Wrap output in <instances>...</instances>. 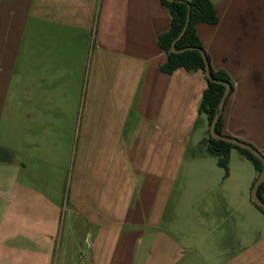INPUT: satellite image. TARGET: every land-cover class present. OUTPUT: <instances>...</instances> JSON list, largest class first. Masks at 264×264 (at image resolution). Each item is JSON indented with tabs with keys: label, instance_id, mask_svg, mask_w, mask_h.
I'll return each instance as SVG.
<instances>
[{
	"label": "crops",
	"instance_id": "1",
	"mask_svg": "<svg viewBox=\"0 0 264 264\" xmlns=\"http://www.w3.org/2000/svg\"><path fill=\"white\" fill-rule=\"evenodd\" d=\"M211 1L223 135L264 156V0ZM170 27L161 0H0V264H264L258 172L233 149L210 170L207 80L162 70Z\"/></svg>",
	"mask_w": 264,
	"mask_h": 264
},
{
	"label": "trees",
	"instance_id": "2",
	"mask_svg": "<svg viewBox=\"0 0 264 264\" xmlns=\"http://www.w3.org/2000/svg\"><path fill=\"white\" fill-rule=\"evenodd\" d=\"M161 2L169 10L171 16L170 29L166 33L162 34L159 38V44L167 56V62L163 66L162 70L168 74H172L179 69H185L189 72H203L207 80L208 87L203 94L199 112L206 115L210 127L219 102L224 94L225 86L215 84L207 79L205 62L202 54L199 51L191 50L176 54L172 51V45L174 40L182 32L186 24L190 6V23L183 37L176 43V48L184 49L193 47L201 48L204 50L197 32V25L199 23L214 25L219 22V17L217 15L215 5L211 0H180L175 2L161 0ZM207 59L211 67V61L208 55ZM211 73L215 79L229 83L231 85V94L233 93L234 83L231 77L225 71H215L211 67ZM223 127L224 115L222 114L217 124V131L219 134H223ZM206 143L208 145L209 154L217 160L219 167L224 169L225 177H228L229 175V163L232 149H237L245 158H247L254 164L258 172V176L262 172V163L247 150L240 149L229 143L216 141L211 137L210 132L208 134ZM259 196L264 200V184L260 186ZM257 209L264 214V212L260 208L257 207Z\"/></svg>",
	"mask_w": 264,
	"mask_h": 264
},
{
	"label": "water",
	"instance_id": "3",
	"mask_svg": "<svg viewBox=\"0 0 264 264\" xmlns=\"http://www.w3.org/2000/svg\"><path fill=\"white\" fill-rule=\"evenodd\" d=\"M168 1L175 2V1H180V0H168ZM190 17H191V7L189 6V14H188V18H187L186 24H185L182 32L180 33V35L174 40L173 45H172V51L174 53H176V54L184 53L186 51H191V50L199 51L202 54V57H203L204 62H205V70H206L207 79L210 82H213L215 84H220V85L225 86L224 94H223V96H222V98H221V100L219 102V105L217 107L215 116H214V118H213V120L211 122L209 132H210L211 137L214 140L222 141V142H225V143H229V144H231L233 146H236V147H238L240 149L247 150L248 152L253 154L254 157L257 158L262 163V166H263L262 172L260 173L259 177L257 178V180H256V182H255V184H254V186L252 188V201L258 208H260L264 212V200L261 199V197L259 196L260 186L262 184H264V156H263V154L259 150L254 148L252 145L247 144V143H245L243 141H240V140H238L236 138H232V137H229V136H226V135H223V134H219L218 131H217V124L219 122V119H220L221 115L224 112L227 100H228V98H229V96L231 94V85L229 83H227V82L215 79L212 76L211 67H210V64L208 62L205 50H203L201 48H193V47L184 48V49H177L176 48V43L183 37V35L185 34V32H186V30H187V28L189 26Z\"/></svg>",
	"mask_w": 264,
	"mask_h": 264
},
{
	"label": "rangeland",
	"instance_id": "4",
	"mask_svg": "<svg viewBox=\"0 0 264 264\" xmlns=\"http://www.w3.org/2000/svg\"><path fill=\"white\" fill-rule=\"evenodd\" d=\"M233 150H237V149H233ZM210 160V164H211V167H210V170H211V168L212 167H214V168H218V166H217V161H216V159L215 158H210L209 159ZM201 170V169H200ZM204 173V171H202V172H200V176L202 175ZM198 195V205L199 206H201V207H203V206H205V205H207V202H208V198H209V195H207V193L205 192H201V193H198L197 194ZM206 217V216H205ZM188 219V218H187ZM189 220V219H188ZM172 228H174V229H176L175 228V226H173ZM187 235V234H186ZM186 235H183V236H181L180 235V237H183V239H186L187 238V236Z\"/></svg>",
	"mask_w": 264,
	"mask_h": 264
}]
</instances>
